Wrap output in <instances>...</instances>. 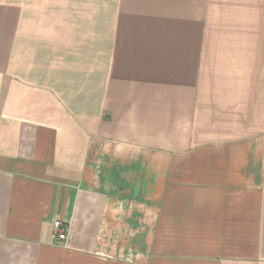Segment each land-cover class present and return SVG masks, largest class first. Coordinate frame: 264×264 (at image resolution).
<instances>
[{
	"label": "crops",
	"instance_id": "0c3cea01",
	"mask_svg": "<svg viewBox=\"0 0 264 264\" xmlns=\"http://www.w3.org/2000/svg\"><path fill=\"white\" fill-rule=\"evenodd\" d=\"M0 264H264V0H0Z\"/></svg>",
	"mask_w": 264,
	"mask_h": 264
},
{
	"label": "built area",
	"instance_id": "2783aa9c",
	"mask_svg": "<svg viewBox=\"0 0 264 264\" xmlns=\"http://www.w3.org/2000/svg\"><path fill=\"white\" fill-rule=\"evenodd\" d=\"M68 229L60 221L53 224L52 240L57 242H64L68 238Z\"/></svg>",
	"mask_w": 264,
	"mask_h": 264
}]
</instances>
